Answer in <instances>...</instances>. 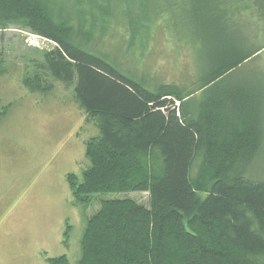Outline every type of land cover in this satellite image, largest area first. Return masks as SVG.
Segmentation results:
<instances>
[{
	"label": "trees",
	"instance_id": "obj_1",
	"mask_svg": "<svg viewBox=\"0 0 264 264\" xmlns=\"http://www.w3.org/2000/svg\"><path fill=\"white\" fill-rule=\"evenodd\" d=\"M83 1L0 0V31L16 26L55 45L27 62L23 86L44 95L54 82L73 87L99 129L82 179L67 178L76 205L150 195L149 206L103 202L87 220L79 264H264V181L249 176L264 144V74L239 75L264 45L247 49L238 29L263 24L264 0H86L89 13ZM114 30L113 45L125 58L138 47L141 62L152 43L170 42L192 81L126 69L105 47ZM4 67L0 44V78Z\"/></svg>",
	"mask_w": 264,
	"mask_h": 264
},
{
	"label": "rangeland",
	"instance_id": "obj_2",
	"mask_svg": "<svg viewBox=\"0 0 264 264\" xmlns=\"http://www.w3.org/2000/svg\"><path fill=\"white\" fill-rule=\"evenodd\" d=\"M82 5L85 9L80 11H91L86 0ZM243 27L238 29L245 30L251 40L247 49L264 45V22L256 25L251 18ZM115 33L105 47L118 55L126 69L138 68L139 73L150 72L169 82L192 81V71L176 66L170 42L152 43L141 62L137 46L135 55L125 58V50L113 45ZM241 35L237 40L244 44ZM127 36L124 29L119 39L125 44ZM0 39L5 57L0 108L10 107L0 126V264H50L47 259L64 256L68 264H79L87 220L99 212L103 202L131 199L149 206L150 195H96L87 210L76 205L67 178L73 174L82 179L90 166L86 143L100 135L99 129L75 101L73 87L54 82V91L44 95L23 86L27 62L41 60L45 51L55 48L53 43L16 26L0 31ZM253 71L264 74V50L248 60L239 75L245 78ZM262 100L264 121V95ZM249 172L255 181H264V144Z\"/></svg>",
	"mask_w": 264,
	"mask_h": 264
}]
</instances>
